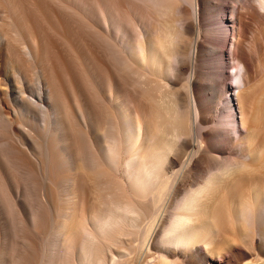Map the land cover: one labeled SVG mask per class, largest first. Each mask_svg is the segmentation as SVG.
Segmentation results:
<instances>
[{"label": "bare ground", "instance_id": "6f19581e", "mask_svg": "<svg viewBox=\"0 0 264 264\" xmlns=\"http://www.w3.org/2000/svg\"><path fill=\"white\" fill-rule=\"evenodd\" d=\"M254 25L264 0H0V264H264Z\"/></svg>", "mask_w": 264, "mask_h": 264}, {"label": "rangeland", "instance_id": "374dc122", "mask_svg": "<svg viewBox=\"0 0 264 264\" xmlns=\"http://www.w3.org/2000/svg\"><path fill=\"white\" fill-rule=\"evenodd\" d=\"M254 27V29H257L256 27H255V25L253 26ZM261 30V29H260ZM259 30V31H260ZM258 31V29H257V32H259ZM261 33H256L257 35V39H259L258 41H259V44H258V46H260V48L258 47V50L260 51H258L259 52V54L260 55H263V51H264V44H263V38H262V36H264V27H263V32H262V30L260 31ZM263 33V35H260V34H262ZM210 39H209V37L208 38H206V41H209ZM211 41V40H210ZM206 43V42H205ZM262 51V52H261ZM230 72H231V78L228 80V84H229V86H231V85H233V86H235V85H237V82L235 81V75H236V73H237V71L235 70V69H230ZM231 92H232V94L234 95V102H233V105H234V103H235V107H236V109H235V114L237 115V117H238V119L240 120V113H239V108H238V105H237V100H236V92H237V90L236 89H233V90H231ZM229 96H230V94H229ZM239 126H240V128H242L241 127V124L239 123ZM63 229V228H62Z\"/></svg>", "mask_w": 264, "mask_h": 264}]
</instances>
